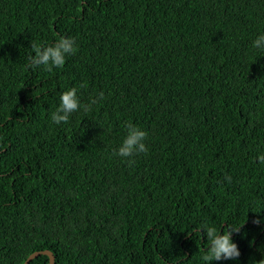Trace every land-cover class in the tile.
I'll list each match as a JSON object with an SVG mask.
<instances>
[{"label":"trees","instance_id":"obj_1","mask_svg":"<svg viewBox=\"0 0 264 264\" xmlns=\"http://www.w3.org/2000/svg\"><path fill=\"white\" fill-rule=\"evenodd\" d=\"M262 34L264 0H0V264H205L204 223L243 225L212 264L264 258ZM60 37L65 65L31 68ZM73 87L103 97L57 125Z\"/></svg>","mask_w":264,"mask_h":264},{"label":"clouds","instance_id":"obj_2","mask_svg":"<svg viewBox=\"0 0 264 264\" xmlns=\"http://www.w3.org/2000/svg\"><path fill=\"white\" fill-rule=\"evenodd\" d=\"M252 47L264 50V34L258 36L252 43ZM34 55L29 56V66L33 69L38 66H44L46 71L53 68H62L65 65L66 57L75 54L77 47L75 41L70 37H60L54 44L43 46L32 41L31 47ZM86 85H81L85 87ZM103 97L100 93L98 97L92 98L88 104H81L77 89L75 87L63 91L60 94V105L51 114V121L57 125L61 123L67 124L71 114L80 111L90 112L92 106ZM127 135L124 137L120 147L115 151V155L121 158H131L140 153H147L148 148L145 139L148 133L140 127L132 124H126ZM260 163L264 164V155L259 156ZM129 159V163H131ZM226 179L231 181L230 177ZM253 223L260 225L261 220L257 217ZM241 226L227 224L223 230L218 231L215 227L209 226L207 223L197 226L196 231L203 232L208 241V247L201 256L205 264H212L213 261L220 260H238L241 251L238 244L233 240V234L241 231ZM255 264H264V258L256 260Z\"/></svg>","mask_w":264,"mask_h":264},{"label":"water","instance_id":"obj_3","mask_svg":"<svg viewBox=\"0 0 264 264\" xmlns=\"http://www.w3.org/2000/svg\"><path fill=\"white\" fill-rule=\"evenodd\" d=\"M39 254H46L49 257L48 264H54L55 261V255L49 251V250H43V251H35L32 254L28 256V258L25 260L23 264H29L31 260H33L36 256Z\"/></svg>","mask_w":264,"mask_h":264}]
</instances>
